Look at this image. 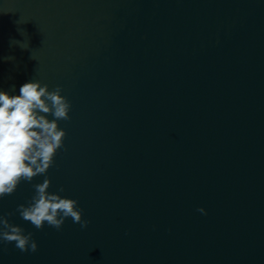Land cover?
Returning <instances> with one entry per match:
<instances>
[{
    "label": "water",
    "instance_id": "water-1",
    "mask_svg": "<svg viewBox=\"0 0 264 264\" xmlns=\"http://www.w3.org/2000/svg\"><path fill=\"white\" fill-rule=\"evenodd\" d=\"M32 80L70 118L0 264H264V0H0V91ZM46 176L86 228L20 217Z\"/></svg>",
    "mask_w": 264,
    "mask_h": 264
},
{
    "label": "clouds",
    "instance_id": "clouds-1",
    "mask_svg": "<svg viewBox=\"0 0 264 264\" xmlns=\"http://www.w3.org/2000/svg\"><path fill=\"white\" fill-rule=\"evenodd\" d=\"M21 48L23 42L11 41ZM6 59H14L6 57ZM62 88L49 90L39 80L25 82L19 95L0 91V199L11 195L23 180L31 182L37 175H45L54 163V156L62 147L65 129L58 127L59 120H68L70 101L61 95ZM54 117L49 119L48 115ZM51 180L47 176L41 183L33 185L34 195L27 204H19L16 211L36 229L45 222L59 230L65 219L86 228L87 219H82V209L76 199L49 192ZM198 212L206 214L203 207ZM7 215L0 214V240L12 243L22 252L37 250L33 233H25L22 226L11 223Z\"/></svg>",
    "mask_w": 264,
    "mask_h": 264
}]
</instances>
